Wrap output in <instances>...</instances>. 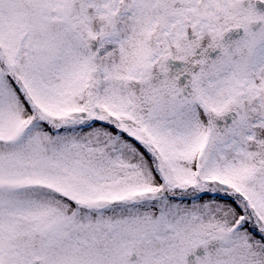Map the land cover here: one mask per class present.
Masks as SVG:
<instances>
[{"label":"snow or ice","instance_id":"snow-or-ice-1","mask_svg":"<svg viewBox=\"0 0 264 264\" xmlns=\"http://www.w3.org/2000/svg\"><path fill=\"white\" fill-rule=\"evenodd\" d=\"M0 264H264V0H0Z\"/></svg>","mask_w":264,"mask_h":264}]
</instances>
